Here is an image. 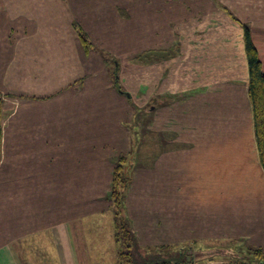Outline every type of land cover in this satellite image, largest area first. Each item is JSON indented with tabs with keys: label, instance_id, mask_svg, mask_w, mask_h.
I'll return each mask as SVG.
<instances>
[{
	"label": "crops",
	"instance_id": "obj_1",
	"mask_svg": "<svg viewBox=\"0 0 264 264\" xmlns=\"http://www.w3.org/2000/svg\"><path fill=\"white\" fill-rule=\"evenodd\" d=\"M33 4L44 5V11L33 8ZM207 6L208 0H0V93L6 96L0 173L5 170L14 182L12 187L29 197L23 208L12 202L3 209L0 264H34L35 260L44 259L47 264H116L110 203L104 200L103 207L95 204L79 209L76 205L79 200L72 201L68 193L65 198L63 185L53 187L51 181L86 177L71 169L74 165L77 170L79 164L95 162L96 118L90 112L95 103L91 104L87 97V92H94L89 90L91 84L101 88H109L110 84L112 90L97 92L95 97L105 99L114 94L115 98H125L130 107L132 99L146 103L147 96L157 106L168 100L163 91L149 93L144 78H139L135 94L129 92L131 97L116 91L105 55L120 61L121 53L132 48L141 53L153 50L176 53L188 46L186 49L192 51L190 36L205 31L196 26L207 20ZM186 21H191L192 28H185L184 36L189 38L179 39L180 50L176 25ZM74 23L93 44L90 51L84 49ZM252 35L264 70V41L261 48L254 32ZM242 48L244 73L212 90L219 93V100L232 105L226 111L215 110L216 130L220 133L217 143L205 146L183 143L174 133L163 132V137L156 134L158 143L153 145L156 151L152 152L151 162L139 165L142 173L151 171L145 186L149 193L153 191L154 197L162 189L173 188V193L167 191L171 199L166 201H170L177 195L176 188L199 187L220 174L222 178L235 179L241 168L251 176L259 173L264 180L248 95L243 42ZM141 86L147 89L139 93ZM17 101L20 106H16ZM132 110L131 119L135 115L133 107ZM121 124H124L121 128H129L126 122ZM19 133H24V143H19ZM123 146L127 148L128 143ZM131 149L130 138L128 149L119 155ZM193 162L196 165L191 166ZM141 171L138 176L134 174L127 194V214L133 230L143 248L172 244L174 237L153 243L143 233L151 225H142L143 221L133 212V207L140 211L138 205L142 206L145 186ZM110 185L108 181L103 197L111 190ZM205 193L204 200L208 197ZM55 211L57 217L53 218ZM18 248L24 250L22 263ZM98 251L100 254H96Z\"/></svg>",
	"mask_w": 264,
	"mask_h": 264
},
{
	"label": "rangeland",
	"instance_id": "obj_2",
	"mask_svg": "<svg viewBox=\"0 0 264 264\" xmlns=\"http://www.w3.org/2000/svg\"><path fill=\"white\" fill-rule=\"evenodd\" d=\"M214 1L208 0L207 20H202V24L196 26L205 29L201 33L203 36L201 34L190 36L192 51L191 48L186 49L188 46L176 53L168 50L141 53L132 48L133 50L121 53L120 61L117 59L120 65L118 77L128 97H131L129 92L135 94L138 91L139 78H144L143 83L149 88V93L152 91L165 93V98L168 100L161 101L165 105L157 106L151 96H147L146 103L135 100L136 104L132 99L135 115L131 119L133 110L126 104L125 98H115L114 94L105 99L95 97L98 95L97 92L112 90L110 84L109 88H101L94 83L90 85L89 90L95 92H87L90 103H95V107H91L94 109L90 110L96 118L95 162L79 164L77 170L74 165V169H71L75 173L85 174L86 177L78 176L81 178L79 180L51 181L53 187L57 184L63 185L65 198L68 193L72 201L79 200L76 203L79 209L92 207L95 204L97 207H103L104 200L110 203L111 190L105 197L103 192L107 190L108 181H111L110 189H112L111 171L115 167L119 153L128 149L130 138L131 151L136 159L142 154L139 145L134 144L136 139L144 143L145 147L142 146V149L148 148L141 158L145 164L151 162L150 153L156 151L155 147L148 143H155L157 133H174L176 139L183 143H203L204 146L217 143L220 133L216 130L215 110L220 108L226 111L232 108V105L219 100V93L212 90L227 79L236 77L238 79L245 69L242 58V27L222 7H226L240 21L249 23L252 32L255 33L256 41L263 48L264 0ZM31 6L38 10L44 8V5ZM188 26L192 28L191 21L176 25L178 43L179 39L189 38L184 36L185 28ZM180 43L178 48L181 50ZM125 78L127 83L124 82ZM15 103L16 106H20L18 101ZM210 106L212 109H208ZM122 122L128 124L127 130L120 127L124 125L121 124ZM230 130L232 131L231 128ZM161 135L163 137V134ZM24 138V133L22 135L19 133V143H24ZM239 138H242V134H239ZM123 143H128L127 148ZM229 145L231 146L232 143ZM190 165H196V162ZM139 171L141 169L138 165L133 170L135 176L139 175ZM240 171L235 179L222 178L224 176L220 174L216 175V178L204 181L206 184L199 187L176 188L177 195L170 201H166L167 198L171 199L167 191L170 192L173 188L162 189L154 197L153 191L149 193L145 186L146 182L149 183L151 171H144L145 173L141 171L145 186V189H142V206L138 205L140 211L133 207V212L140 221H143L142 225H151L146 231L143 229V233L153 239V243H159L165 237H174L173 242H175L166 245H171L177 251H180V248L188 250L190 247L204 253L216 249H232L238 253L247 252L254 247L264 249V180L259 173H257L258 177L249 175L242 168ZM13 183L8 173L3 170L0 173V216L9 203L14 202L23 208L25 202L29 200L28 196H23L20 191L13 188ZM46 187L47 185L44 188ZM203 192L208 196L205 200ZM194 208L201 209L195 211ZM58 211L54 212L53 218L57 217ZM38 250L42 252V249ZM115 250L117 253V249ZM17 251L22 263L24 250L18 248ZM214 257L209 256L190 264H237L228 257ZM47 262L45 259L41 262L35 260L34 264H47Z\"/></svg>",
	"mask_w": 264,
	"mask_h": 264
},
{
	"label": "trees",
	"instance_id": "obj_3",
	"mask_svg": "<svg viewBox=\"0 0 264 264\" xmlns=\"http://www.w3.org/2000/svg\"><path fill=\"white\" fill-rule=\"evenodd\" d=\"M228 12L230 17L238 22L243 31V45L248 67V95L253 111L254 132L257 150L259 154L260 164L264 171V70L259 50L253 40L251 25L242 22L228 11L226 7H222ZM75 30L88 52L93 49V44L88 39L82 28L74 23ZM105 62L112 79L113 88L121 94H126L123 90L120 79L118 77L120 65L117 59L107 57ZM112 65V67H111ZM6 96L0 93V161L2 155V139H3V103ZM131 99V98H129ZM156 138V137H155ZM140 139V137H139ZM158 141L157 139L155 140ZM140 147L142 154L136 159L132 151L120 154L116 159L113 170L112 189L109 196L110 213L113 218L114 240L117 249L116 264H190L194 261L193 256L188 261V250L172 248L171 245H161L154 248H143L138 241L137 235L133 230L132 222L127 214V194L133 182L135 167L141 164L140 157L148 148H141L144 143L141 141L136 143ZM154 145V143H148ZM145 147V146H144ZM152 156V153H150ZM137 165V166H136ZM231 250L232 249H228ZM238 257L216 255V258H230L237 264H264V249L262 247L250 248L247 252H236ZM214 257V258H215ZM199 262V261H198Z\"/></svg>",
	"mask_w": 264,
	"mask_h": 264
},
{
	"label": "water",
	"instance_id": "obj_4",
	"mask_svg": "<svg viewBox=\"0 0 264 264\" xmlns=\"http://www.w3.org/2000/svg\"><path fill=\"white\" fill-rule=\"evenodd\" d=\"M146 87H142L141 88V92H145L146 91ZM188 261L191 260V257L193 255V258H194V261L197 262L199 260H202L206 257H209V256H216V255H221V256H230V257H238L239 254L231 251V250H228V249H216V250H210L208 252H202L200 250H194L193 249H190L189 252H188Z\"/></svg>",
	"mask_w": 264,
	"mask_h": 264
},
{
	"label": "flooded vegetation",
	"instance_id": "obj_5",
	"mask_svg": "<svg viewBox=\"0 0 264 264\" xmlns=\"http://www.w3.org/2000/svg\"><path fill=\"white\" fill-rule=\"evenodd\" d=\"M194 251V250H193ZM193 256V255H192Z\"/></svg>",
	"mask_w": 264,
	"mask_h": 264
}]
</instances>
